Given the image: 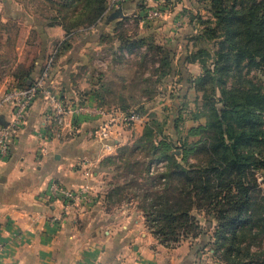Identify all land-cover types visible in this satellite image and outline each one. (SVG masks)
Returning <instances> with one entry per match:
<instances>
[{
  "label": "trees",
  "instance_id": "trees-1",
  "mask_svg": "<svg viewBox=\"0 0 264 264\" xmlns=\"http://www.w3.org/2000/svg\"><path fill=\"white\" fill-rule=\"evenodd\" d=\"M48 1L55 15L47 25L61 26L67 36L79 28H95L101 36L99 26L113 20L120 26L127 23L123 8L107 12L108 0ZM198 1L204 2L199 8L210 17L203 18L198 11L190 15L184 56L176 59L171 44L144 45L156 56L152 77L164 82L176 79L177 89L171 92L173 100L162 124L169 134L162 138V126L153 120L144 122L130 146L119 145L101 160L102 168L115 166L130 175L122 186L106 190L103 201L108 210L117 193L134 185L132 197L161 245L172 248L190 241L223 264H264V83L257 75L250 76L252 71L264 75V0ZM138 6L143 10L144 0ZM136 32L123 41L118 38L121 45L144 43ZM54 45L55 56L65 41ZM145 54L139 57L143 63L148 60ZM186 63L198 64L200 74L191 79L184 72ZM27 69L14 72L21 87L34 77ZM104 87L96 89V97L101 106L110 107L102 97ZM191 88L196 96L190 114L194 121H203L188 128L180 140L181 112ZM113 106L130 111L125 99ZM135 112L143 115L139 108ZM189 152H200L204 159L192 165ZM159 162L163 169L150 173L151 165ZM137 179H143L146 187L136 184Z\"/></svg>",
  "mask_w": 264,
  "mask_h": 264
},
{
  "label": "crops",
  "instance_id": "crops-1",
  "mask_svg": "<svg viewBox=\"0 0 264 264\" xmlns=\"http://www.w3.org/2000/svg\"><path fill=\"white\" fill-rule=\"evenodd\" d=\"M156 2L144 1L148 7H154ZM138 3L139 0H124L123 15L132 16L131 20L138 18L143 11ZM174 9V12L164 14L158 27L151 28L150 32L155 35L161 31L159 38L162 42H180L191 31L189 25L187 29L181 24L173 30L169 17L174 18L178 11ZM6 19L4 17L1 21L5 23ZM139 20L135 26L141 34L146 29L143 24L147 21L142 17ZM107 25L102 26L107 29ZM30 28H40L53 44L65 41L57 58L54 56L50 75L51 86L60 90L64 101L103 107L109 113L101 117L84 114L73 118L75 133L60 140H50L47 144L40 136L45 131V98L27 109L22 126L10 143L8 156L0 162V242L3 244L0 263L218 264L212 261L211 251L202 254L201 248L198 249L199 244L195 242L186 241L172 248L165 247L143 227L137 215L123 216L119 212L106 210L103 196L107 184L102 179L100 170L104 168L100 162L110 154L105 153L102 144L90 134L102 122L109 121L114 134L108 143L115 144L117 148L127 143L132 129L139 133L143 124H127L120 117L118 108L100 105L96 97L98 85L93 76L94 66L91 64V45L95 43L94 49H100V42L86 39L84 34L70 38L57 25H35ZM167 29L173 31L164 35ZM22 30L18 37L11 35L8 21L6 32L4 29L0 31V47L3 48L7 42L10 46L12 38H16L18 44V56H8V53L6 56L0 55V95L9 87L19 86L14 69L27 67V56H20V52L21 45L23 49L26 47L28 31L26 28ZM182 31L185 33L183 37ZM173 33L174 36H171ZM1 53H4V49H0ZM33 57L35 61L36 58H43ZM44 57L47 60L50 56ZM193 65L198 67L196 63ZM52 180L66 188L88 185L95 196L94 200L68 203L59 196L54 197L48 190Z\"/></svg>",
  "mask_w": 264,
  "mask_h": 264
},
{
  "label": "rangeland",
  "instance_id": "rangeland-1",
  "mask_svg": "<svg viewBox=\"0 0 264 264\" xmlns=\"http://www.w3.org/2000/svg\"><path fill=\"white\" fill-rule=\"evenodd\" d=\"M156 3L157 4L154 6L160 7L162 9L163 16L155 21L144 23L143 26L146 29H143V32L141 34L136 32L137 30L135 25L137 24V22L139 23V19L141 17L143 18V16L139 15L138 18L131 20L133 17L128 15L127 17H124V21L127 22V25L125 24L123 26H120L118 25L119 21L113 20L107 25V29H104L103 26H99V29L97 31L101 32V36H98V33H94L96 31L95 28L88 30L79 28L77 31H73V33H71V35H69L68 37L76 38L78 35L80 36L81 34H84L86 39H93V41L95 40L100 42L102 47L100 49H94L93 46L95 43L91 45V64L94 66V70L98 72V75L100 74V80H97L100 81L101 85L97 84V88L99 86H103V84L105 85L104 92L102 93L103 99L105 98V101H109L108 103L111 106H113L114 103L123 101L125 99L127 101V104H129L130 110L135 111V109L139 108L140 112L143 113L142 124H144V122L150 123L153 120V122H155L154 124L158 123L159 126H162L163 132L160 136L162 138H165L166 136H168L169 132L168 128L162 124L166 122V115L170 110V105L173 100L171 92L177 89V84H175L176 79L171 78L169 81L164 82L162 80H157L155 77H152V75L154 74V69L156 67L153 62L156 59V56H153V51L149 52L148 48H145L144 45H146L147 43H149V45L151 43L159 44L161 46H167L171 44L176 49V59L180 56H184V54L186 53L185 37L180 42L177 41L168 44L160 40L159 37L162 34L161 31H158L157 35H155L153 32H150L151 28L155 26L158 27L159 21L164 17V14L174 12V7L177 8L178 13H175L173 19L169 17L171 25L174 26L173 30H176V28L180 27V24L181 26L185 25V28H187L190 15L195 14V11L200 12L203 18L210 17V14L207 10H204V8H199L202 6L204 7V2H199L198 0H170V2L169 0H157ZM170 3H173L174 6H172ZM50 6L51 3H49L48 0H0V31L4 29V31L6 32L8 21L10 25L9 32H11V35L15 34V37H18L20 30L23 31L22 29L24 28H26V30L28 31L26 47L25 49H23V46L21 45L22 48L20 56H27L28 64L26 68L31 69L30 73H33L32 76H34V73L36 74L46 62V58L44 56H54L56 52L55 50L57 47L52 42L47 40L46 35H44V31H41L40 28H38V30L30 28L31 26L35 25L40 26L45 24L47 25V23L50 24L49 19L51 18V16L55 15L54 10L51 9ZM144 7H148L147 3H145ZM75 14L78 18V11ZM70 16L66 17L67 20L70 18ZM4 17L8 18L6 19V21H4L5 23L1 21ZM178 17L180 19L175 20V18ZM136 19H138L139 21L136 22ZM171 30L172 29H167L164 35H167ZM135 32L137 36H143V40H145L144 43L136 44V46L133 47H130L127 44L126 46L125 44L121 45L118 38L123 41L126 39L125 37H128L127 35L133 34ZM180 32L181 31H176L175 33ZM40 33L41 35H39ZM182 33L183 37L185 33L183 31ZM171 36H174V33L171 34ZM0 40H2V38H0ZM12 41L13 42L10 46H8L9 42H7L5 43V46H3V48L2 46L0 47V49H4V53L0 54L1 56L3 54L4 56H6L7 53L8 56H18V44H16V38H12ZM145 53L148 55L146 56L148 60L143 63L142 59H139V57L140 55H144ZM33 56H43V58H36L37 61H35V58ZM57 56L58 54L55 55V58H57ZM99 58L105 59L107 61L106 67H101L96 63V60ZM139 60L140 62H138ZM140 63H143V66ZM26 68H23V71H25ZM184 68L186 69L185 72L190 75L191 79L197 77L201 72L200 67H194L193 63H186ZM20 69L21 68H15L14 72ZM255 75H257L264 83V75H261V73L256 71H252L250 73V76ZM197 95L199 97L201 93H197ZM195 96L196 94L191 88L185 101V103H188L186 104V106H184L181 112V133L178 136L180 137V140L182 137H185L188 128H190L191 126H195L199 122L203 121V119H200V121H194L190 114V110L194 108V101L192 98ZM132 130L130 132L128 131L130 134L127 140V143L129 144H127L128 146L132 144L133 140L139 137L142 131L141 129L138 133V131L136 132V130ZM187 139L191 140L192 137H188ZM176 154H180V151H176ZM187 155V160L192 165H199L204 159L203 155L200 152H189V154ZM179 159L181 158L179 157ZM100 172H102V179H104L105 183L107 184L105 191L112 188H118V186H122L125 182H127V178L130 176L124 175V169L117 170L115 166H109L107 168L101 169ZM135 183L139 186H142L143 188L146 187L143 179H137ZM134 188V185H131L128 188L124 189L122 192L117 193V196L113 198V202H110L108 210H106L110 213L119 212L123 216L135 214L141 219L143 227L147 229L143 214L138 209L137 199H134L132 197L134 194ZM202 217V215L199 217L200 221L202 220ZM187 242L190 243V241ZM200 248L201 247H199L198 249ZM205 252L206 251H203L202 254H204ZM207 261H210V259L207 258ZM212 261L217 262L214 258H212ZM217 263L223 264L220 262Z\"/></svg>",
  "mask_w": 264,
  "mask_h": 264
},
{
  "label": "built area",
  "instance_id": "built-area-1",
  "mask_svg": "<svg viewBox=\"0 0 264 264\" xmlns=\"http://www.w3.org/2000/svg\"><path fill=\"white\" fill-rule=\"evenodd\" d=\"M124 0H108L107 12L119 11L123 8ZM138 14V13H137ZM139 15L147 22L155 21L163 16L160 7H146ZM54 56H50L42 70L33 77L26 86H12L0 95V162L3 161L9 152V146L22 126L27 109L39 99L45 98V131L40 134L47 141L60 140L64 136H71L76 131V124L73 118H79L84 114H94L98 117L106 116L109 112L103 107H92L83 102L67 103L61 97L60 90L51 86L50 75ZM96 63L101 67H106L105 59H97ZM120 117L127 124L142 122L143 118L135 111H124L117 109ZM114 128L112 124L102 122L90 136H94L103 147L105 153L112 154L116 145L108 143L112 138ZM163 169V162L152 164L150 173ZM48 190L52 196H59L65 202H77L94 200L93 192L88 185H80L76 188H66L58 182L52 180L48 185ZM3 250V244L0 242V252ZM1 264V263H0Z\"/></svg>",
  "mask_w": 264,
  "mask_h": 264
}]
</instances>
